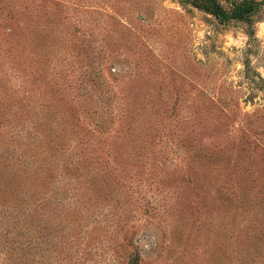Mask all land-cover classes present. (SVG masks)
Here are the masks:
<instances>
[{
	"label": "rangeland",
	"instance_id": "374dc122",
	"mask_svg": "<svg viewBox=\"0 0 264 264\" xmlns=\"http://www.w3.org/2000/svg\"><path fill=\"white\" fill-rule=\"evenodd\" d=\"M219 2L0 0V264H264V0Z\"/></svg>",
	"mask_w": 264,
	"mask_h": 264
},
{
	"label": "trees",
	"instance_id": "16d2710c",
	"mask_svg": "<svg viewBox=\"0 0 264 264\" xmlns=\"http://www.w3.org/2000/svg\"><path fill=\"white\" fill-rule=\"evenodd\" d=\"M195 4L199 7L204 8L208 12L214 14L217 17L221 18H231L232 16L225 12V9L223 8L222 4L219 2V0H194ZM254 4L252 1L245 2L244 5L238 6L237 12H234L235 16L239 19H245L247 15L250 13H253Z\"/></svg>",
	"mask_w": 264,
	"mask_h": 264
}]
</instances>
